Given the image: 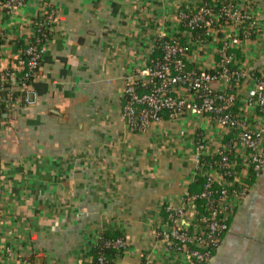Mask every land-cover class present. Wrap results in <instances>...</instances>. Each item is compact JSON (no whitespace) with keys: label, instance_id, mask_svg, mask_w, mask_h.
Here are the masks:
<instances>
[{"label":"crops","instance_id":"crops-1","mask_svg":"<svg viewBox=\"0 0 264 264\" xmlns=\"http://www.w3.org/2000/svg\"><path fill=\"white\" fill-rule=\"evenodd\" d=\"M199 1L24 0L13 11L0 8V70L11 65L17 38L41 4L56 10L29 85L33 100L0 107L7 189L0 246L19 249L15 258L0 249V264H89L79 251L107 227L121 229L128 248L114 264H138L142 254L182 262L153 232L165 219L164 202L175 203L193 181L191 141L202 119L168 116L131 132L120 109L126 76L149 60L157 35L179 29L178 10ZM253 1L264 20V0ZM258 42L242 55L253 71L264 69ZM206 49L203 57L213 59ZM207 264H264V168Z\"/></svg>","mask_w":264,"mask_h":264},{"label":"built area","instance_id":"built-area-1","mask_svg":"<svg viewBox=\"0 0 264 264\" xmlns=\"http://www.w3.org/2000/svg\"><path fill=\"white\" fill-rule=\"evenodd\" d=\"M23 1L0 0V8L13 11ZM214 5H218L217 10ZM256 5L253 0H212L192 12L178 10V21L186 26L181 31L183 41L170 34L168 39L159 42L163 50L160 60L145 63L126 76L120 119L129 131L147 129L164 119V112H168L169 117L189 115L202 119L191 141L194 146L191 157L192 179L204 176L203 187L198 192H189L185 187L175 203L166 200L165 219L153 232L165 250L180 255V264L208 263L228 229L230 217L250 189L247 179H257L263 172L264 69L249 70L242 57L254 50L255 42L264 40V20L259 17ZM54 17L50 11L43 19L28 22L25 24L28 28L21 30L17 41L24 33L33 34V38L23 49L26 57L19 54L22 49L18 46L11 58V62L16 58L12 68L0 70V90H8L6 95H0V107L33 100L30 83L23 79L25 75H18V70L28 67L25 74L36 76L48 43L45 28ZM190 27L204 29L205 36L210 38H193ZM161 36L163 34L157 35L156 39ZM205 47L213 59L203 57ZM197 59L203 61H192ZM207 60L211 64H205ZM15 89L20 90L19 94L11 96ZM158 135L154 142L159 140ZM215 155L219 157L212 159L213 162L201 159ZM6 197L7 189L0 182V216ZM197 199H206V212L196 205ZM98 231L88 240H94ZM114 243L120 245L123 241L116 239ZM0 249L7 258H15L19 251L13 242ZM127 250L126 246L125 252ZM146 258V264H164L158 257ZM104 259L100 255L98 262L92 264H103Z\"/></svg>","mask_w":264,"mask_h":264},{"label":"trees","instance_id":"trees-1","mask_svg":"<svg viewBox=\"0 0 264 264\" xmlns=\"http://www.w3.org/2000/svg\"><path fill=\"white\" fill-rule=\"evenodd\" d=\"M211 2H212V0H200L198 2V4H196L195 6L192 7L190 5H185L180 10H182L184 12H192V11L196 10L199 6L206 5V4L211 3ZM218 5H214L213 8L215 10H217ZM44 7H46V11H43ZM50 11H53V15H55L56 10H55V7L53 5L48 4V3L41 4L39 9L36 11V13L31 17V22L33 21V23H34V21H37L41 18L43 19L44 17H46L47 13ZM51 26H52V22L49 24V26H47L45 28V33H46L45 37H47L48 41L50 40L52 31H53ZM178 28H177L178 30H174L173 35L178 36L179 40L183 41L184 35L181 34L182 33L181 31L184 28H186V26L181 21L178 24ZM189 31H190L191 36L193 38H196L197 36H199L200 39H202V40L210 38L209 36L207 37V35L205 36L204 29H202V28H191ZM169 37H170V35L166 34V35H163L160 38L156 39V41H157L156 46L153 49V51L151 52V54L149 56L150 58L146 63H152V61L160 60L162 58L163 50H162L161 46H159V42H161V40L168 39ZM32 38H33V34H31V33H24L22 35L21 44L19 45V48L22 49V52L19 53L21 56L26 57V54H25L23 49L27 45L30 44V42H31L30 40ZM33 42H35V41H33ZM41 61H40V63H41ZM15 62H16V58H13V62L11 63V65L8 66V69L12 68L13 63H15ZM38 68H39V66L36 68L37 69L36 76L38 74ZM27 70H28V67L21 68L20 70H18V75H20V76L25 75V78H23V79L25 80V82L31 84L34 81L35 76L29 75L30 73H28L26 75L25 73ZM7 91L8 90L6 88H5V90H0V95H2V94L6 95ZM19 91L20 90H18V89L12 90L11 96L18 95ZM235 107L236 106H233L234 109H235ZM165 117H168V112L163 113V118H165ZM218 157H219V155H215L213 157L202 156L201 159H202V161L211 160L210 162H213V160H216V158H218ZM255 180L256 179L254 177H250L247 179V182H248V184L251 185ZM204 181H205L204 176H201V175L197 176L196 179L195 180L193 179V181L188 185L189 192L200 191L203 187ZM213 187L215 188L216 185H213ZM214 196H216V194H214ZM196 205L198 207H200L201 210H203L205 212L207 211L208 204H207L206 199H197ZM162 208H163L164 216H166L167 211L165 210L164 205ZM222 236H221V238H222ZM116 239H121L123 241V243L120 245L115 244L114 242ZM126 246H127L126 238H125L124 233L121 231V229L109 228V227L102 228L98 231V236L94 240H88L86 245L83 248H81L80 258L82 259L84 257L89 256L90 259L88 260V262H89V264H92V263H97L98 257L100 255H103L105 258L103 264H113L114 261L116 260V258H118L124 254ZM190 247L196 248V246H194L192 244H190ZM146 261H147V258L145 256V254H142L138 264H146L147 263Z\"/></svg>","mask_w":264,"mask_h":264}]
</instances>
